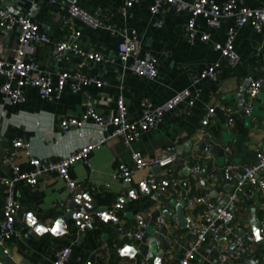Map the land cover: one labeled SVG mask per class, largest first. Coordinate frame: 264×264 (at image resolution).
Wrapping results in <instances>:
<instances>
[{"label":"crops","instance_id":"0c3cea01","mask_svg":"<svg viewBox=\"0 0 264 264\" xmlns=\"http://www.w3.org/2000/svg\"><path fill=\"white\" fill-rule=\"evenodd\" d=\"M61 1L73 2L90 13L100 9L106 21L114 27L135 31L142 51L156 58L158 77L149 81L125 71L119 63L87 62L83 71L103 80L106 85L101 89L90 86L76 94L65 89L61 98L51 103L40 100L37 91L30 88L24 90L26 102L23 104L10 105L0 97V113H3L0 115V220L6 193L2 179L11 176V169L3 164V160L9 155L12 140L27 141L36 156L57 160L88 142L85 138H77L74 132L64 135L58 126L60 120L77 118L84 112L87 96L102 116L115 115L116 101L122 97L130 121L140 118L143 101L161 104L185 88L190 89L195 103L192 108L180 106L175 109L162 124L144 133L130 147L120 138L112 139L92 152L87 162L77 163L70 169L71 176L84 189L82 195L89 196L87 204L91 209L82 213L79 223L69 219L65 234L60 232L62 227L54 228L56 220L68 210L74 197L65 184L50 173L41 176L34 187L17 185L19 236L0 246V264H53L56 251L63 247L71 249L66 264H80L85 260L97 264H140L142 261L175 264L192 240L189 223L200 222L205 211L200 205L191 207L189 201L194 197H205L214 202L217 209L232 192L239 177L226 181L223 177L225 167L255 166L256 151H264V90L253 101L251 115L244 113L249 82L264 77V26L260 32L248 25L236 28L233 47L239 62L230 67L212 50L209 42L189 43L185 39L183 26L189 17L188 12L161 6L163 28L153 27L148 11L151 0L134 5L128 18H124L120 11L123 0H57L58 3L51 0H0V9L15 16H23L28 8L32 9L33 20L48 35L50 43L26 46L25 59L34 62L39 73L53 78L57 73L77 70L82 61L71 52L60 60L53 55L55 44L65 40L67 34L61 23L66 11L58 9ZM236 1L248 8L264 9V0ZM196 24L199 34L207 33L210 42L223 43L234 21H223L216 30L208 29L200 18ZM74 26L81 33L78 39L80 49L108 59L116 57L119 37L92 30L80 22H75ZM18 33V27L12 30L0 27V60L12 61ZM213 64L220 65L217 79L202 80L192 86L191 77ZM2 82L0 77V84ZM221 107L230 111L225 112ZM210 109L214 110L212 116L208 114ZM171 148L175 160L170 174L161 169L160 173H154V166H149L135 171L128 186L115 178V171L121 163L132 166L131 151H140L149 161ZM14 164L22 171L31 170L20 151ZM197 166L203 168L205 174L193 178L191 169ZM149 176L156 177L166 186L162 195L157 196L150 190L146 182ZM258 176L264 180V172ZM172 178L179 181L175 187L170 184ZM105 185L110 187L105 188ZM262 202L258 189L245 187L232 209L233 227L243 238L240 257L232 255L234 248L228 240L209 239L190 264H264V236L259 233L257 239L250 225L251 220H257L259 229L263 219ZM116 203H122L123 208L112 215L93 219L91 223L83 221L85 214L104 208L110 210ZM155 207H159L157 214L166 220L165 227L157 229L149 222L141 241L127 239L125 232L136 229L138 221ZM74 211L81 213L82 207L78 206ZM248 236L254 241H248ZM163 239L167 248L162 252ZM223 246H227L229 253L228 259L221 262L219 256ZM4 250L8 253L5 254Z\"/></svg>","mask_w":264,"mask_h":264},{"label":"built area","instance_id":"2783aa9c","mask_svg":"<svg viewBox=\"0 0 264 264\" xmlns=\"http://www.w3.org/2000/svg\"><path fill=\"white\" fill-rule=\"evenodd\" d=\"M143 0H123V6L120 11L124 18L130 16V9ZM52 3H58L57 0H51ZM149 14L152 26L156 29L163 28V21L160 18V7L170 6L176 11H186L189 17L183 26V35L189 43L200 41L210 43L211 48L216 52L226 64L234 67L239 62V56L233 47V41L236 37V28L250 26L254 31L260 32L264 26V9H252L243 6L239 1L227 0L218 3L216 0H193L186 2L184 0H151ZM58 9L66 11V16L62 17V27L66 29L65 40L55 44L53 55L56 59H64L67 52L79 56L82 61L75 71H63L57 73L55 78L50 75L39 73V68L34 62H28L25 59V47L30 44L48 45L50 39L33 20L34 13L28 8L25 15L15 16L0 9V27L5 30L19 28L16 44L12 49L13 59L11 62L0 60V77L3 82L0 84V97L10 105H19L26 102L24 90L27 88L35 89L40 100L51 103L58 101L64 90L68 89L71 94H76L84 88L93 86L101 89L106 85L103 80L98 79L92 74L83 71L87 62L94 63H119L125 71L131 72L137 77L154 81L158 77L157 60L150 53L142 51V45L135 31L128 29H118L108 23L100 9L90 13L79 7L77 4L69 1H61ZM202 19L208 29L216 30L223 21L233 20L234 26L230 27L226 34V40L223 43L210 42L207 33L199 34L196 20ZM80 22L92 30H102L113 36L119 37L116 47V57L108 59L95 52H86L80 49L78 39L81 36L74 23ZM220 69L219 64H213L205 67L199 73L193 75L190 79L192 86L197 85L202 80L217 79V73ZM264 90V77L253 79L249 82L246 90V101L244 103V113L249 116L253 110V101ZM89 96L85 98L84 112L77 118H64L60 120L58 126L64 135L74 132L79 139H87L88 142L57 160L48 157H38L32 153L31 145L27 141L15 139L11 141V147L8 157L3 160V164L9 165L11 176L2 179L6 193L2 207V218L0 220V246L7 241L19 236L17 228V213L20 205L16 200L15 189L19 184L28 187L37 185L41 176L54 173L57 178L63 182L73 196H82L84 189L70 174V169L77 163L88 161V156L99 150L103 145L115 138H120L127 147L139 141L142 135L148 131L156 129L163 123L165 117L180 106L192 108L195 99L190 89L185 88L176 92L171 98L161 104H151L143 101V110L139 119L130 121L128 119V109L122 97L116 101V114L102 116L96 112L91 104ZM221 110L229 112L227 107H221ZM214 113L213 109L208 111L209 116ZM3 115V113H0ZM231 124L232 122L229 121ZM86 131H89L87 134ZM18 151L22 152L30 165V171H22L18 165L14 164ZM257 164L255 166L227 165L223 171V177L226 181H231L238 177L237 183L232 192L227 196L223 207L216 213V205L205 197H194L189 201L191 207L195 205L203 206L205 211L200 222L191 221L189 223V233L192 237L188 248L183 257L175 264H190L197 255L202 245L209 239L218 241L228 240L235 247L232 251L234 257H240L243 253V238L233 227L234 208L238 195L245 187L258 189L262 194L261 212L263 219L259 226V233L264 236V180L258 176V169L264 166V151H256ZM132 166L121 163L116 171L115 178L124 185H130L133 181V173L149 166H156L159 169L170 174L171 165L175 160L173 148L164 152L161 156L149 161L145 160L140 151H131ZM205 170L201 167H193L191 176L193 178L201 177ZM147 185L157 196L166 191V186L154 176H149ZM179 181L176 178L170 180V184L175 187ZM110 185H105L109 188ZM123 208L122 203H116L110 210L107 208L99 209L83 216L85 223H91L93 219L103 218L105 215H112L117 210ZM155 207L152 211L138 221L137 228L127 230L125 237L132 241H141L144 237V230L148 223L160 229L165 227L166 220L157 211ZM248 241L253 242L252 236L247 237ZM7 254L8 251L4 250ZM229 250L227 246L221 248L219 259L224 262L228 259ZM71 249L63 247L56 251L53 264H66L70 258ZM80 264H97L92 260L82 261ZM140 264H149L142 261Z\"/></svg>","mask_w":264,"mask_h":264},{"label":"water","instance_id":"95a60500","mask_svg":"<svg viewBox=\"0 0 264 264\" xmlns=\"http://www.w3.org/2000/svg\"><path fill=\"white\" fill-rule=\"evenodd\" d=\"M153 171H154V173H160V169L156 166L153 167ZM261 172H264V166H262L258 169V174ZM226 198L223 200V203L217 207L216 213L219 212V210L222 208V205L226 202ZM88 199H89V196L86 194L82 195V196H74L73 199L71 200V204H70L68 210H66L65 213L56 220L54 228L62 227V230L60 232H62L61 234H65L68 232L67 231V222L69 219H73L77 223H79V219H81L82 213L91 209L90 207H88V204H87ZM80 200H82V201H80ZM78 206L82 207L81 213H76L74 211V209ZM178 220H180V219H178ZM250 225L253 229L254 235L256 236L257 239H259V229H258V225H257V220H251ZM234 247H235V245L233 244L232 248H234ZM166 248H167V242L165 239H163V246L161 248V251L162 252L165 251Z\"/></svg>","mask_w":264,"mask_h":264},{"label":"snow or ice","instance_id":"6c2138e0","mask_svg":"<svg viewBox=\"0 0 264 264\" xmlns=\"http://www.w3.org/2000/svg\"><path fill=\"white\" fill-rule=\"evenodd\" d=\"M54 231H55V229H54Z\"/></svg>","mask_w":264,"mask_h":264}]
</instances>
